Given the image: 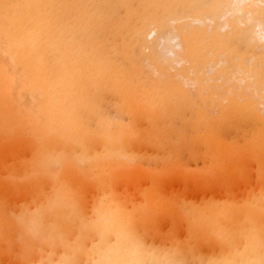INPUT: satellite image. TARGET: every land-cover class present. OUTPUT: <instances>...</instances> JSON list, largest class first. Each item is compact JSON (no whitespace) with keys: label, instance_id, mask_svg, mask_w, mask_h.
Here are the masks:
<instances>
[{"label":"bare ground","instance_id":"obj_1","mask_svg":"<svg viewBox=\"0 0 264 264\" xmlns=\"http://www.w3.org/2000/svg\"><path fill=\"white\" fill-rule=\"evenodd\" d=\"M0 264H264V0H0Z\"/></svg>","mask_w":264,"mask_h":264},{"label":"rangeland","instance_id":"obj_2","mask_svg":"<svg viewBox=\"0 0 264 264\" xmlns=\"http://www.w3.org/2000/svg\"><path fill=\"white\" fill-rule=\"evenodd\" d=\"M196 161L198 162L199 160H196ZM194 163H195L194 160H190V161H189V164H192V166L194 165Z\"/></svg>","mask_w":264,"mask_h":264}]
</instances>
